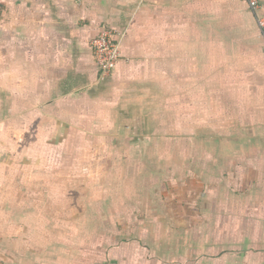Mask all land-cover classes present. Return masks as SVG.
Wrapping results in <instances>:
<instances>
[{"label": "crops", "instance_id": "0c3cea01", "mask_svg": "<svg viewBox=\"0 0 264 264\" xmlns=\"http://www.w3.org/2000/svg\"><path fill=\"white\" fill-rule=\"evenodd\" d=\"M263 44L242 0H0V264H264Z\"/></svg>", "mask_w": 264, "mask_h": 264}, {"label": "built area", "instance_id": "2783aa9c", "mask_svg": "<svg viewBox=\"0 0 264 264\" xmlns=\"http://www.w3.org/2000/svg\"><path fill=\"white\" fill-rule=\"evenodd\" d=\"M242 1L245 2L250 11L255 14L259 33L264 42V16L257 15V12L261 9L260 1ZM114 34V31L102 28L98 35L90 42L93 60L99 69L101 79L107 77L111 73L120 58L119 46L113 39Z\"/></svg>", "mask_w": 264, "mask_h": 264}, {"label": "rangeland", "instance_id": "374dc122", "mask_svg": "<svg viewBox=\"0 0 264 264\" xmlns=\"http://www.w3.org/2000/svg\"><path fill=\"white\" fill-rule=\"evenodd\" d=\"M179 164H180V165L182 164L181 160H179ZM207 180H208V179H207Z\"/></svg>", "mask_w": 264, "mask_h": 264}]
</instances>
